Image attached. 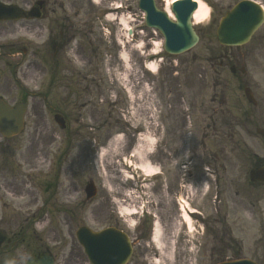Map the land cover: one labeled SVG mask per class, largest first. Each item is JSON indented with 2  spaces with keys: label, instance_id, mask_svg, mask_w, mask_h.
<instances>
[{
  "label": "rangeland",
  "instance_id": "374dc122",
  "mask_svg": "<svg viewBox=\"0 0 264 264\" xmlns=\"http://www.w3.org/2000/svg\"><path fill=\"white\" fill-rule=\"evenodd\" d=\"M138 1L75 0L81 12L70 21L77 24L81 20L84 24L70 30L75 35L65 44V56L62 61L60 54L58 66L68 63L69 69L88 79L96 73V87L83 95L89 105H77L65 116L72 123L68 131L60 130L52 119L55 111H65L61 105H50L48 109L39 103L41 96L28 97L23 133L0 142V150L5 153L0 155V161L5 167L11 166L2 158L15 155L18 171L14 180L10 173L7 177L4 173L0 180V220L5 228H11L13 223L17 227L20 221L26 246L52 248L55 243L61 246L58 255H67L71 250L75 254L81 250L75 231L83 225L97 231L115 224L144 238V220L137 225L133 216H122L121 220L116 214L117 209L121 213L122 207L136 206L139 195L153 200L148 215L157 217L150 216L158 221L163 235L170 239L172 233L175 236L173 247L164 250L163 255L143 239L127 264H211L214 261L208 248L212 241L208 235L204 234L199 253H191L187 230L190 236L197 237L195 230L205 226L206 218L224 219V213L214 212L218 205L224 200L229 205L231 200L241 202L242 198L243 205L226 217L231 235L225 237L243 249L244 257L252 258L248 254L253 250L264 251V185L252 190L248 183V172L254 163L264 166V137L255 132L264 129V24L247 45L220 46L215 38L218 22L242 0H202L210 13L194 25L198 44L186 53L170 56L163 52L160 34L142 24ZM252 1L264 9V0ZM155 2L158 9L165 8L164 1ZM116 3L125 5L127 12L120 15L131 19L132 33L122 36L127 42L121 46L118 36L123 28L117 21H107ZM39 23L43 26L31 35L36 40L34 47H29L32 56L22 59L0 55V95L10 101L17 99L23 89L32 94L49 90L43 58L47 30L44 20ZM11 42L15 40L9 34L0 36V53L12 48L17 51ZM36 52L38 55L33 57ZM122 52L127 55L131 72L127 78L120 59ZM152 62L154 74L146 69ZM231 67L236 69L234 74ZM243 67L244 74L239 72ZM54 76L59 77V73ZM245 86L250 87L257 101L255 109L244 99ZM51 92L61 94V86L54 85ZM55 98L60 101L59 96ZM214 110L218 111L217 121L212 116ZM222 111L224 117L220 116ZM137 132L138 138L150 137L145 160L162 174V179L141 187L132 182L121 184L128 177L127 167L120 164L122 156L134 149L141 151L139 145L145 144L141 139L136 141ZM212 136H217L216 141ZM115 138H120L119 148L105 156L107 144ZM126 159V164L132 161L129 164L135 167L140 160ZM180 163L186 165L180 167ZM135 171L138 173L136 168ZM90 181L97 192L87 199L83 190ZM125 192H135L129 198L130 204L122 201L127 198ZM180 193L200 217L196 214L190 225L183 224L177 214L175 197ZM117 198L125 203L118 208ZM175 221L179 225L176 229ZM228 255L238 257L237 253Z\"/></svg>",
  "mask_w": 264,
  "mask_h": 264
},
{
  "label": "flooded vegetation",
  "instance_id": "af4514ba",
  "mask_svg": "<svg viewBox=\"0 0 264 264\" xmlns=\"http://www.w3.org/2000/svg\"><path fill=\"white\" fill-rule=\"evenodd\" d=\"M0 3L5 5H12L18 7L24 13V16L20 20H16L17 12L11 13L9 16V20L0 21V34L5 35V31L7 30L8 34L14 33L16 30H23L27 34H31L37 27H42L43 24L39 23L40 21H45V28L48 29L46 44L50 46L51 49V58L57 60L62 55L61 59L65 56L64 48L65 44L68 43L70 38L74 37V33H70V30H74V27H82L84 21H78L77 24L71 22L70 19L78 18L81 12L76 4L75 0H0ZM35 10V14L39 16V18H35L31 16L29 13ZM71 15V17H70ZM0 35V36H1ZM21 53L26 54L27 51L22 49ZM16 53V57H17ZM48 55V54H47ZM49 56V55H48ZM65 68V66L63 67ZM64 73L69 72L66 68L63 70ZM96 73L91 79L86 78V84L89 87H92L96 83ZM64 102L62 105H78L80 90H76L74 93L69 89L68 86L65 88ZM26 97L18 98V101H23L26 103ZM45 104V102H42ZM81 105H87L86 102ZM73 112L72 107H67L63 113L64 118L70 112ZM66 124L68 126V130L72 123H68L66 119ZM11 166L5 167L0 161V180L7 177L8 173H10V177L12 180L15 179V174L18 173L17 166L15 165V157L10 156ZM4 162V157L2 158ZM169 170V169H168ZM241 202H236L234 200L230 201V205L228 200H224L220 207L215 209V212L224 213V219L217 220L212 218L211 220L207 218L206 220V231L210 237L215 238L212 239V242H216L213 245L212 251L210 254V258L212 260H218L220 258H224L229 253L230 248L236 249L239 255L243 254V249L238 247V244L234 241H230L229 236L230 233V225L228 223V218H226L229 214H234L237 208L240 206ZM15 221L17 219L15 218ZM15 223L11 224V228H5L3 222L0 220V264H24L21 259V242H22V233L20 231L19 225L14 226ZM14 226V227H13ZM13 227V228H12ZM216 239H219L216 240ZM137 248L140 247L141 242H137ZM48 255L52 257L53 264H88L84 261L81 254L76 253L73 254V251L68 255L63 257V255H58L52 252L49 249H46ZM31 256L33 258H37L40 254L39 250L33 249L31 251ZM253 258L256 259L257 263L260 264L264 255H260V251H253ZM59 257L62 258L61 263H59ZM64 259V260H63Z\"/></svg>",
  "mask_w": 264,
  "mask_h": 264
},
{
  "label": "water",
  "instance_id": "95a60500",
  "mask_svg": "<svg viewBox=\"0 0 264 264\" xmlns=\"http://www.w3.org/2000/svg\"><path fill=\"white\" fill-rule=\"evenodd\" d=\"M195 7L189 0L176 2L172 6L176 22H172L165 13L155 7L154 0H139V8L145 13L146 24L161 32L165 51L169 54L183 53L197 43L198 37L190 20ZM0 10L4 12L3 9ZM262 21V11L256 4L241 1L220 21L216 33L217 41L225 46L244 45ZM245 95L250 103L255 104L248 89L245 90ZM23 114V105L10 108L0 100V132L5 137L19 134L23 129ZM261 134L263 135V132ZM77 237L80 243H84L85 252L92 264H124L131 254L129 242L111 229L98 234L80 229ZM230 264L254 263L241 260Z\"/></svg>",
  "mask_w": 264,
  "mask_h": 264
},
{
  "label": "bare ground",
  "instance_id": "6f19581e",
  "mask_svg": "<svg viewBox=\"0 0 264 264\" xmlns=\"http://www.w3.org/2000/svg\"><path fill=\"white\" fill-rule=\"evenodd\" d=\"M176 0H165V3H166V7H165V11L168 13L169 17H172L173 18V15L170 11V7L171 5L175 2ZM196 2L197 4V7H196V10L194 11L193 15H192V21L194 24H200L206 16H208V13H209V7L202 1V0H193ZM111 14V13H110ZM109 16H113V15H109ZM120 21L122 22L121 26H124L123 28V31H128L129 30V23H127V18H122L120 19ZM126 27V28H125ZM120 32L119 34V38L120 40L124 39L122 38V36H126L128 34V32L125 33V35L122 34V32ZM140 46H138L139 48ZM121 61L124 63L123 64V69H124V72H125V77L127 78V76H131V72L129 71L128 69V62H127V55L122 52L121 53ZM154 63H150L149 64V67L152 69L154 67ZM150 137L149 136H145L143 138V142L145 143L143 146H140L139 145V148L141 149V151H137L135 156L138 157V159H140L141 161L139 162V167L140 169L145 173V174H152L155 169L154 167H152L146 160L145 158L147 157V151L148 149H150V145H151V142H150ZM120 138H115L111 143H110V146L108 147V149L105 151V156H107L109 153H116L117 149L119 148V145H120ZM134 210L133 209H125V214L128 217H131V215L133 214ZM194 215V214H193ZM188 216L187 213H184L182 218L187 221L188 223H191L192 219L195 217V216ZM178 221V220H177ZM178 225L176 224V221H175V228L177 227ZM173 235H171V239L170 238H166L165 235H163V232L162 230H160L158 224L156 223V227H155V231H154V236H153V240H154V245L157 249V251L160 252L161 255H163L164 253V250L166 249H170L173 247L172 243H173ZM169 247V248H167Z\"/></svg>",
  "mask_w": 264,
  "mask_h": 264
}]
</instances>
